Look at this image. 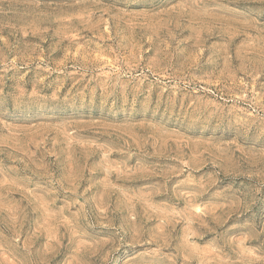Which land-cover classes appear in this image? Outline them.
I'll use <instances>...</instances> for the list:
<instances>
[{
    "label": "rangeland",
    "instance_id": "1",
    "mask_svg": "<svg viewBox=\"0 0 264 264\" xmlns=\"http://www.w3.org/2000/svg\"><path fill=\"white\" fill-rule=\"evenodd\" d=\"M0 264H264V0H0Z\"/></svg>",
    "mask_w": 264,
    "mask_h": 264
}]
</instances>
